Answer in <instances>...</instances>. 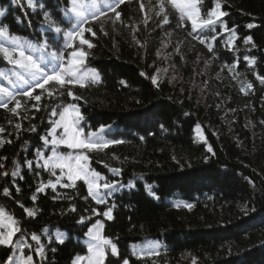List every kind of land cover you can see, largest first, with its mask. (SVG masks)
<instances>
[{
	"label": "trees",
	"instance_id": "obj_1",
	"mask_svg": "<svg viewBox=\"0 0 264 264\" xmlns=\"http://www.w3.org/2000/svg\"><path fill=\"white\" fill-rule=\"evenodd\" d=\"M34 2L43 8H30L27 0L15 4L0 0V27L6 26L11 36L19 38L26 54L45 55L47 64L50 57L46 54L71 51L64 33L76 21L65 13L71 0ZM83 2L90 5L101 0ZM143 2L125 0L118 9L121 20L102 17L86 25L96 35L85 33L93 47L83 46L89 54L80 68L88 73L83 87L75 83L60 88L50 83L46 87L54 89L53 96L44 93L39 111L32 107L37 103L34 100L18 110L19 116L0 108V128L4 129L0 139L5 141L0 156L6 158L0 160L5 164L0 171L9 173L0 176V231L10 230L9 217L22 230L13 237L12 246L0 245V264L9 255L16 258V264H23L21 258L27 256L33 257L32 264H73L77 256L88 255L90 241L85 233L97 219L103 223L102 234L112 239L119 253L113 256L107 248L105 264H121L122 258H128L129 264H264V83L257 78L264 76V0H199L201 19L220 4L219 10L227 13L224 24L234 36L219 24L216 30L193 31L191 21L186 16L182 21L168 0H163L164 12L159 15L155 5L159 3L160 8L161 0H147L153 6L150 13L146 7L140 10ZM45 13L57 22L63 20L61 33L48 27ZM165 15L168 22L161 23ZM101 26L108 35L100 31ZM247 36L253 38L252 43H245ZM201 39L206 43H200ZM44 42L46 49L41 47ZM162 42L175 46L186 63L174 55L181 78L157 80L154 85L150 77L158 69ZM0 44L11 47L2 36ZM74 44L79 46V41ZM196 58L209 61L210 73L221 76L211 86L223 98L227 116L215 102H201L191 87L186 74ZM93 69L99 80L92 78ZM14 71L19 70L0 55V73L6 74L0 76V87H26ZM69 88L79 100L67 95ZM40 92L36 89L34 94ZM73 103L84 117L80 123L85 132L103 126L104 140L122 141L103 150H85L90 169L109 182H119L107 190L103 204L88 195L83 180L75 181L74 188L57 184L55 191L47 187L36 192L42 182L56 179L39 166L43 160L37 158L38 152L52 155V145L44 146L40 140L51 127L49 113L53 107L59 112ZM66 118H72L71 109ZM17 123L20 130L15 128ZM33 124L37 132L27 130ZM195 129L200 130L202 140L195 136ZM57 151L66 155L74 150L60 145ZM13 161L20 165L15 177L11 175ZM26 161H32V167ZM110 168L122 171L115 175ZM129 182L134 187H128ZM63 183H69L66 176ZM4 187L9 188V196L3 195ZM21 204L35 215L29 217ZM72 206L75 212L70 211ZM107 208L113 209L112 220L92 212ZM81 216L86 218L83 224L77 223ZM33 233L40 237L39 244L31 239ZM38 247L44 250L42 256L36 255Z\"/></svg>",
	"mask_w": 264,
	"mask_h": 264
},
{
	"label": "snow or ice",
	"instance_id": "obj_2",
	"mask_svg": "<svg viewBox=\"0 0 264 264\" xmlns=\"http://www.w3.org/2000/svg\"><path fill=\"white\" fill-rule=\"evenodd\" d=\"M18 0H12V3H17ZM199 0H168V3L171 4L174 8H176L181 14V20L183 21L186 16L192 24V30L196 31L198 28H210L212 30H216L217 24L221 25L225 31H231L234 36V31L228 29V26L224 24L223 17L227 15L225 11H221L220 4L216 3L215 9L210 10L207 13L206 19L200 18V10L197 8V3ZM125 3V0H110V2H103L101 0L100 3L93 2L92 4H85L83 0H71L70 7L65 8V13L69 15L71 18H74L76 23L72 27L71 31L65 32L64 35L67 37V47L71 49V51L64 53L53 52L50 54H46L50 57L48 59V63L45 64V55H41L39 57H34L31 54H26L24 51L23 45L20 42L19 38L16 36H11L8 28L0 27V36L7 38L11 47H6L3 44H0V55H2L3 59L7 61L8 64L12 65L14 69H18L19 71H14L13 75L17 77V79L22 82L26 87L23 89L13 88L9 90L7 87H0V108H3L15 116H19L18 110L22 108L23 105H26L29 101H36V104H33L32 107L36 108L37 111L40 110V101L44 93H47L49 97L53 96V88L46 87L50 85V83H54V85H58L60 88H64L68 84L80 83V86L83 87L84 83L82 81L85 80L88 73H82L80 68L85 63L87 56L89 55L83 49L84 45H87L89 49L93 47V44L85 39V33H91L93 36L96 33L93 31L91 26H86L91 22L99 21L102 17H107L109 19H113L114 21H118L122 19V14L118 9L121 5ZM27 5L30 8H36L37 6L43 8V5H38L34 0H27ZM140 10H144V5H140ZM164 12V4L163 0H161L160 13ZM112 14L111 16L109 14ZM160 13H157L159 15ZM0 15H3V12H0ZM168 17L165 15L161 23H167ZM45 23L49 28H53L54 32L59 34L62 32V28L59 24L63 23V20L57 22L55 19L51 18L50 13H45ZM147 23V20H145ZM248 28L254 27L252 24L247 25ZM100 31L104 35H108L106 31H104L103 26H101ZM215 37H213L214 39ZM79 41V46L74 44L75 41ZM253 38L251 36L245 37V43H252ZM200 43L204 44L206 41L204 39L200 40ZM255 47V44L252 45ZM31 48L32 46L29 45ZM42 48L46 49L48 47L47 42H44L41 45ZM209 51H213L211 45H209ZM247 59V57H245ZM250 63H254V61H249ZM48 65H51L49 67ZM236 65L233 64L234 68ZM92 78L94 80H99V74L95 69L91 71ZM141 75H145V73H141ZM0 76H5L6 74L0 73ZM67 77V78H66ZM151 81L154 85H157V77L152 75ZM258 79L264 83V76H257ZM15 83V81H13ZM125 81H121V84H124ZM247 87H251V85H247ZM36 89H40V94H34ZM243 92L244 89L241 88ZM62 94V93H61ZM67 95L72 97L74 100H79L80 97L74 96L72 90L69 88L67 91ZM27 98V99H25ZM47 107V106H45ZM72 110V118H66V114L69 110ZM59 116L58 119L55 117ZM49 121L48 123L51 127L47 130L46 135L40 136V140L43 142L44 146L52 145V155L45 156L43 153L38 152L37 158L43 160V165L45 171H48L51 176H56L55 182L51 179L48 180L47 184L43 182L39 187L36 188V192H42L47 187H51L53 191H55L57 184L62 187H75V181L83 180L87 185L88 195L92 197L97 203L103 204L104 195L107 194V190H113L117 187L118 181H107L100 173L92 170L88 167V156L85 155V150H103L109 146L110 143L119 144L122 143L120 140L113 139L111 141H106L100 135L105 131L104 127L101 126L97 131H89L85 132L84 128L81 125V121L84 119L83 115L80 112L79 107L73 103L68 104L66 107H63V110L57 111L56 107H53L51 112L49 113ZM11 122V121H10ZM199 127V125L197 126ZM17 130L21 129V124L17 123L15 125ZM58 129H62V131L58 132ZM28 131L37 132V127L33 124ZM4 132L3 128H0V133ZM51 137V139H49ZM11 143V141H7ZM5 143L4 140L0 139V146ZM27 144V141H25ZM60 145H66L69 149L74 150L68 154H61L57 151V148ZM78 150V151H77ZM208 151L211 152V147L208 148ZM6 159L5 157L0 156V160ZM28 167H32V161H26ZM13 170L11 172L12 176H17L19 172L20 165L13 161ZM107 167V165H105ZM5 164L0 163V169H4ZM60 170V175H56V170ZM113 174L119 175L121 173L120 168H110L109 169ZM9 173L7 171H0V176L6 177ZM66 176L69 183H63V178ZM21 179L23 177H20ZM103 181V183H100ZM122 186V185H121ZM128 187H134V185L129 182ZM17 192L20 191L19 188L16 189ZM150 194L151 191L149 189ZM3 195L9 196L10 191L8 187L3 188ZM33 201L36 200V196L33 195ZM20 207L24 208V205L21 204ZM114 207V206H113ZM187 208L191 209L192 205L187 204ZM25 213L32 217L35 215V212L31 209L24 208ZM70 211L75 212L76 208L72 206ZM112 208L105 209L102 213L97 212L96 209H92L93 214L99 216L102 215L107 220H112ZM85 217L81 216L77 223L83 224L85 223ZM9 224L11 225L10 230L0 231V245L12 246L13 245V237L21 232V228L16 226L17 222L14 218L9 217ZM103 228V223L100 219L95 221V224L88 227V231L85 233L87 237H89V244L87 247L88 255L85 256H77L73 260V264H79L80 261L87 260V264H105L107 259L106 249L110 247L111 255L118 256V250L116 245L112 242L110 237H107L102 234L101 229ZM31 239L36 241L37 244L40 242V237L35 233L32 234ZM63 238L59 239V243H63ZM43 248L38 247L36 250V255H43ZM53 252L55 249L52 250ZM153 255H158V253H151ZM23 264H32L33 257L27 256L26 258H21ZM3 264H16V258L13 255H9ZM121 264H129L128 258H122ZM195 264V262H193Z\"/></svg>",
	"mask_w": 264,
	"mask_h": 264
},
{
	"label": "rangeland",
	"instance_id": "obj_3",
	"mask_svg": "<svg viewBox=\"0 0 264 264\" xmlns=\"http://www.w3.org/2000/svg\"><path fill=\"white\" fill-rule=\"evenodd\" d=\"M155 6L158 7L157 12L160 13L159 5ZM144 7L147 9L146 13L153 11L151 2L149 3L147 0H144ZM177 52L175 46L170 43H161L160 49L157 52L158 69L155 72L157 80L165 79L171 82H176L181 78L179 67L176 66L173 56L177 55L181 57L183 64L186 63V59L183 56L178 55ZM209 64V61H205V59L196 58L194 62L189 64L191 70H189V75H186L190 77L191 87L196 90L197 98L205 105H210L212 102H215L216 108L219 109L225 117L229 114L225 108V102L211 86V83L214 82V80L217 82L221 81L222 78L218 73L213 75L210 73ZM195 136L202 140V135L199 129H195Z\"/></svg>",
	"mask_w": 264,
	"mask_h": 264
}]
</instances>
